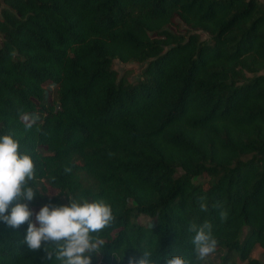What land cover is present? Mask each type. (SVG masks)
Segmentation results:
<instances>
[{
	"label": "trees",
	"instance_id": "trees-1",
	"mask_svg": "<svg viewBox=\"0 0 264 264\" xmlns=\"http://www.w3.org/2000/svg\"><path fill=\"white\" fill-rule=\"evenodd\" d=\"M0 1V135L34 163V214L68 198L110 205L92 264L143 251L205 264L189 231L205 222L219 264H264L250 257L264 254L261 0ZM113 59L140 63L138 77ZM26 231L0 221V264H60Z\"/></svg>",
	"mask_w": 264,
	"mask_h": 264
},
{
	"label": "clouds",
	"instance_id": "clouds-1",
	"mask_svg": "<svg viewBox=\"0 0 264 264\" xmlns=\"http://www.w3.org/2000/svg\"><path fill=\"white\" fill-rule=\"evenodd\" d=\"M23 119L26 129L35 123L28 115H24ZM70 171L65 169V172ZM33 179L34 163L31 157L20 152L19 142L11 134L0 135V221L14 229L27 223L23 242L33 251L41 249L42 245H54L51 250L45 248L49 259L54 256L60 264H92L93 255L99 254L104 246V242L93 234L100 233L114 220L110 205L103 200L89 202L68 198L67 205H44L34 214L28 203L24 202H31L37 196L34 189L28 186ZM13 201L19 202L11 207L9 213ZM200 207L202 211L207 210L203 203ZM33 215L35 222L31 219ZM220 219L226 220L227 213L221 212ZM189 231L195 233L192 243L197 260H205L217 246L211 224L191 223ZM142 253L140 259L130 258L128 264H153L151 252ZM163 264L189 262L180 255H171L163 256Z\"/></svg>",
	"mask_w": 264,
	"mask_h": 264
},
{
	"label": "rangeland",
	"instance_id": "rangeland-1",
	"mask_svg": "<svg viewBox=\"0 0 264 264\" xmlns=\"http://www.w3.org/2000/svg\"><path fill=\"white\" fill-rule=\"evenodd\" d=\"M261 1L264 3V0H261ZM2 6L3 5L0 1V8ZM205 37H206L205 34H201V38H205ZM112 68L117 72L118 76L122 75V76L126 77L129 81H134L138 77V75L142 69V65L140 63H137V62L123 63V62L118 61L117 59H113L112 60ZM44 86L46 87L47 93H50L53 89V85L49 82H45ZM136 221L139 223L145 224V223L149 222V219L146 216H138L136 218ZM244 231L245 230H243V232ZM218 257H219V253H212L208 257H206L205 260H203V262L205 264H219ZM250 257L257 259L260 262H264V254L258 245H255V247L252 249V251L250 253ZM236 262H237V264H244L237 259H236Z\"/></svg>",
	"mask_w": 264,
	"mask_h": 264
}]
</instances>
